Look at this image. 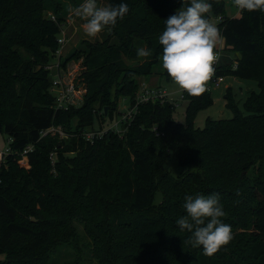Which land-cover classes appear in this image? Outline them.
Returning a JSON list of instances; mask_svg holds the SVG:
<instances>
[{
	"label": "trees",
	"instance_id": "16d2710c",
	"mask_svg": "<svg viewBox=\"0 0 264 264\" xmlns=\"http://www.w3.org/2000/svg\"><path fill=\"white\" fill-rule=\"evenodd\" d=\"M106 1L126 3L129 12L107 27L110 33L102 42H83L70 56L82 58L86 93L81 107L55 111L44 66L57 49L68 7L60 0H0V134L11 139L13 151L33 146L29 169L20 167L14 155L5 157L0 168V256L9 261L0 264H45L46 251L57 241L53 237L64 238L63 230L69 229L67 223L52 222L65 203L55 190L67 194L76 181L88 193L87 205L75 208L94 237L98 264H264V11L240 10L238 17L226 18L223 0H208L212 10L206 15L221 16L224 49L239 54L235 69L214 66L215 75L256 83L257 91L247 94L242 109L227 90L223 99L232 117L207 119L199 129L196 115L212 105L206 92L183 91L184 124L174 120L171 102L142 104L129 127L134 146L122 156L111 133L92 144L79 134L60 142L40 133L51 126L70 127L73 117L79 133L92 127L98 111L112 120L118 97L132 104L135 79L149 77L162 65L159 37L165 21L190 0ZM137 43L151 55L126 65L124 58L140 60ZM161 75L170 79L163 67ZM53 151L58 175L50 173ZM170 155L185 172L166 181L168 189L149 217L155 176L158 183L166 179L163 167ZM64 164L78 172L67 186L59 181ZM197 193L219 195L221 219L232 229L233 239L210 256L186 243L191 234L176 224L187 215L185 197ZM42 215L51 216L50 225L39 219Z\"/></svg>",
	"mask_w": 264,
	"mask_h": 264
},
{
	"label": "rangeland",
	"instance_id": "374dc122",
	"mask_svg": "<svg viewBox=\"0 0 264 264\" xmlns=\"http://www.w3.org/2000/svg\"><path fill=\"white\" fill-rule=\"evenodd\" d=\"M60 1L63 4L67 5L68 14L65 17L64 23L60 27L59 34L57 35V49L50 56L48 63L44 66V69L48 72V79L50 83V87L48 90L50 95L53 97L52 106L55 105V96L57 93L63 92L66 94V87L73 86L79 91L73 93L74 96L72 97V100L69 101L71 102L69 108H79L83 104L84 95L86 93V89L81 77V73L83 70L82 58H69L76 50L82 47L83 42H102L105 38L108 37L110 30L106 27L96 37L87 36L83 30V24L85 23V21L82 18L76 16L74 12V9L79 7L80 4L83 3V0ZM223 2L225 6L226 18L239 16V11L234 6V0H223ZM97 3L98 6L107 5L106 0H97ZM47 16L51 20H54L53 16H51L50 14H47ZM208 17H210L212 22H214L218 27L221 22V16L208 15ZM59 40H62V42H59ZM220 43L221 42L217 44V47L215 49V51L219 55L217 66L226 67L224 69L233 68L234 66H236L235 61L239 58V54L229 49L222 48ZM137 44V49L141 47L145 48V46L139 43ZM142 59L143 57H141L139 61H134L125 60L124 58V62L126 63V65L135 66L137 63L142 61ZM156 70L157 72H154L149 77H138L135 79L137 83V90L135 92L133 101L136 97L139 96L142 87H146L149 89L159 87L168 94V99L172 101L173 105L175 106V109L173 111L174 120L180 124H184V111L186 102L181 99L183 91L173 83L171 78L167 80L165 77H162V65L159 67V69ZM55 81H59V84L63 90L54 87L53 82ZM227 90L228 92H230L234 103L237 104L238 108L241 110L244 98L248 93L257 91V87L255 82L249 80H241L233 76H225L224 81L219 86L212 87L209 92H206L210 95L212 105L209 108L198 112L194 120V126L196 128H204L207 119L221 120L230 119L232 117V113L225 107V100L223 99V96L225 95ZM145 103L146 102L141 103L138 106ZM138 106L136 107V109L131 108L129 98L120 96L116 100V111L115 116L112 120L109 121L106 117L102 116L100 111H98L96 112V118L94 119L92 127L81 131L92 129V131L97 130L99 131V133L106 132L102 136V138L106 134L111 133L114 136V142H116V145L120 148V154L122 156H124L125 154H129L130 148L134 146L133 144H130V140L128 137L130 131L129 127L133 120V116L137 113ZM114 121H119L117 128L115 130H110L109 127ZM76 123L77 119L73 117L71 118V128L68 125L52 126L54 128V131H51L48 134L51 135V137L54 136L60 142H68L70 137L76 134H79V136L81 137V131L79 133H76L75 131ZM102 138H96V141H100L102 140ZM7 145L8 138L4 134H0V151L4 150ZM57 155V152L55 153L53 151L48 156L51 166L50 173L52 175H58L57 171H55V165L58 162ZM72 155L73 154L63 153L62 156L71 157ZM19 166L26 170L30 168L29 162L28 166L26 167L22 165ZM184 172L185 168L178 164L174 156L170 155L163 167V174H166V179L161 183H158L156 181L158 175L155 176V183L153 185V205L151 211L147 213L149 217L153 216L157 211V208L162 200V193L164 190L168 189V184L166 181L168 179L170 180V177H172V179H176ZM60 173L62 177L61 179H59V181L61 182V184L66 186L72 176L78 178L77 169L74 167H67L65 164L63 166V170ZM66 191L67 194L55 190L56 196L61 197L60 195H62V199L65 200V203L61 206V211H59L58 215H56V220L52 222H61V224L67 223L69 229L65 228L63 230L64 234L66 235L64 238L53 237L57 241L53 240L52 244L46 251L47 263L45 262V264H98L99 259L94 255V237L89 235V230L85 228V222L79 218V209L75 208V204H82V206L87 205V190L78 185L76 181V183H74L72 186H69V189ZM28 217L34 218L33 216H27V218ZM50 217V215H42V218L39 219H41V221L45 225H50ZM97 231L99 233H105L104 228L99 227L97 228ZM4 261L9 262L7 256L1 255L0 262L4 263Z\"/></svg>",
	"mask_w": 264,
	"mask_h": 264
},
{
	"label": "clouds",
	"instance_id": "9594fccd",
	"mask_svg": "<svg viewBox=\"0 0 264 264\" xmlns=\"http://www.w3.org/2000/svg\"><path fill=\"white\" fill-rule=\"evenodd\" d=\"M241 11H264V0H234ZM212 10L208 0H190L187 7L176 10L165 21L166 27L159 37L162 46V67L182 91L199 95L206 83L215 74L218 55L215 51L222 40L220 29L206 14ZM75 15L85 23L83 30L89 37H96L108 26H115L129 12L126 3L116 6H98L97 0H83L74 9ZM139 57H149L151 52L144 47L137 50ZM187 215L176 221L181 231L191 235L186 243L202 247L206 255H213L232 239V229L221 219L225 216L218 194L185 197Z\"/></svg>",
	"mask_w": 264,
	"mask_h": 264
},
{
	"label": "built area",
	"instance_id": "2783aa9c",
	"mask_svg": "<svg viewBox=\"0 0 264 264\" xmlns=\"http://www.w3.org/2000/svg\"><path fill=\"white\" fill-rule=\"evenodd\" d=\"M235 6V5H234ZM235 8L240 12V10L235 6ZM59 42H62V40H59ZM217 53V52H216ZM218 55V53H217ZM219 58V55H218ZM218 64V60L216 61L214 66H217ZM236 66L233 67V69H235ZM224 81V77H220V76H216L215 74L212 76V78L206 83L205 86V91L204 92H209V90L212 87H217L219 86L222 82ZM53 85L55 88H60V90H63L59 84V81H55L53 82ZM66 94L63 92H59L56 94V98H55V105L52 106V108L56 111H66L69 108V105L71 104L72 97L74 96L73 93H75L76 91H79L77 88L73 87V86H67L66 87ZM182 99V96H181ZM171 102L168 99V94L162 90L161 88H153V89H149L146 87H142L139 93V96L135 98V100L133 101V103L131 104V108L136 109V107L144 102H151V103H155V102ZM120 121V120H119ZM119 121H114L112 123V125L109 127L110 130H115L117 128L118 122ZM51 131H54V128L51 126L50 128L42 131L40 133L41 137L45 136L46 134L50 133ZM106 133V132H105ZM105 133H99V131L94 130H85V131H81L80 135L81 138L85 141L88 142L90 144H92L93 142L96 141L97 139L102 138V136ZM10 143H11V139H8V145L6 146V148L2 151H0V168L3 165V162L5 161V157H7L8 155H14L20 158V165L22 166H28V156L30 153H32L33 151V146L29 145L27 147H25L23 150L21 151H13L10 147Z\"/></svg>",
	"mask_w": 264,
	"mask_h": 264
},
{
	"label": "crops",
	"instance_id": "0c3cea01",
	"mask_svg": "<svg viewBox=\"0 0 264 264\" xmlns=\"http://www.w3.org/2000/svg\"><path fill=\"white\" fill-rule=\"evenodd\" d=\"M220 42H221V43H220L221 47L224 48V41L221 40Z\"/></svg>",
	"mask_w": 264,
	"mask_h": 264
}]
</instances>
